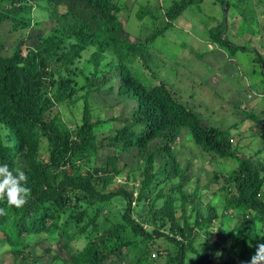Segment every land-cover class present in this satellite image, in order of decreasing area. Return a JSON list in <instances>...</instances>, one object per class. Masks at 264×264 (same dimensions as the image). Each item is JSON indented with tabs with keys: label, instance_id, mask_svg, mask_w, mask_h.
Segmentation results:
<instances>
[{
	"label": "trees",
	"instance_id": "16d2710c",
	"mask_svg": "<svg viewBox=\"0 0 264 264\" xmlns=\"http://www.w3.org/2000/svg\"><path fill=\"white\" fill-rule=\"evenodd\" d=\"M202 1L175 0L166 9V23L145 40L133 42L123 35L124 6L118 0H0V23L10 20L14 30L32 25L34 5H52L55 17L54 26L26 56L22 41L12 55L0 52V162L23 171L30 188L20 207L0 198V247H12L15 264L38 263L40 256L28 251L24 239L39 233L57 234L66 247L83 239L69 261L58 263L56 258L50 264H104L116 254L127 257L122 255L127 250L136 256L135 264H153V251L164 258L159 264H235L219 257L220 240L196 246L199 229L232 215L252 226L259 222L264 230V161L242 154L229 127L204 125L168 82H156L145 71L152 70L150 44ZM220 3L229 15L231 0ZM214 29L213 40L234 53L240 48L222 36L225 22ZM92 47L89 61L94 68L86 74L79 62ZM49 62L57 64L47 68ZM261 62L264 74L263 58ZM79 73L85 78V93L78 97L83 100L81 118L76 127H69L60 115L49 117V110L54 104L72 103ZM117 80V93L134 102L133 110L124 117L94 120L91 94L109 83L114 88ZM244 111L245 118L264 126V117ZM108 121L119 124L113 134L99 138L96 126ZM182 128L190 130L204 152L238 161L232 170H217L211 178L224 180L221 212L212 202L203 203L198 186L186 190L192 168L180 162L174 149ZM41 136L48 141L46 154L39 150ZM103 148L114 152L94 165ZM133 149L142 161L140 176L128 170L118 154ZM188 205L195 212L194 223ZM158 238L169 240L173 248L154 245Z\"/></svg>",
	"mask_w": 264,
	"mask_h": 264
},
{
	"label": "rangeland",
	"instance_id": "374dc122",
	"mask_svg": "<svg viewBox=\"0 0 264 264\" xmlns=\"http://www.w3.org/2000/svg\"><path fill=\"white\" fill-rule=\"evenodd\" d=\"M118 1L124 6L120 11V18L124 22L123 35L134 42L145 40L166 23V9L175 0ZM231 2L233 6L229 9V15H226L220 0H203L200 4L188 8L173 22L174 25L165 35L150 44L147 54L150 56L152 70L145 67V71L151 76L154 75L156 82H168L178 97L197 111L204 125L229 127L234 146L239 148L242 154L254 159L260 157L264 161V126L245 118L244 115L245 109L246 112L259 114L261 119L264 117V113H261L264 109V74L261 71V61L264 59V0ZM51 11L52 5L46 9L34 5L32 25L19 30H14L10 20L0 23V52L4 56H10L22 41L23 55L26 56L29 49L38 44L40 35L46 34L54 26L55 17ZM223 22L225 29L222 36L240 47L235 53L227 45L211 38L212 29L218 28ZM92 52L93 47L84 52L79 62L86 74H91L94 68L89 61ZM48 64L47 68H52L57 63ZM84 82V74L79 73L75 84L78 89V94H75L77 96H73L72 103L54 104L49 110V117L58 114L69 127H76L81 118L83 100L78 101V97L85 93L82 89ZM111 84L113 83L104 86L102 91L91 94L94 120L98 117H124L133 110L134 102L117 93L118 80L114 82V88ZM118 124L108 121L97 125L99 138L113 134ZM41 144L40 152L48 153V141L44 136H41ZM174 149L180 162L190 163L192 168V182L186 190L190 191L198 186L203 203L212 202L221 212L225 196V191L221 189L224 180L212 181L211 178L217 170H232L238 161L204 152L195 143L188 128H182ZM25 152L20 154L21 160L26 158ZM111 152L113 153L114 149H101L93 162L94 165L103 164ZM118 154L122 163L126 162L128 170H134L136 175L140 176L138 171L142 161L136 150L133 149L128 154ZM262 163L264 165V162ZM123 180L120 178L119 182L126 185ZM187 210L190 222L194 223L195 212L190 205ZM181 212L179 208L178 214ZM262 235L264 230L261 223L257 222L252 226L231 215L217 218L211 226L200 228L195 244L201 247L204 240H220V258L233 260L235 264H245L251 261L259 245L264 243ZM24 241L31 254L40 256L37 264H50L56 258L58 263L69 261L71 255L84 244L83 239H80L72 241L70 246L66 247L64 239L60 236L47 233L27 236ZM153 244L162 247V250L173 248L167 239L158 238ZM11 250L12 247L7 243L0 247V264H15L17 257ZM153 252L155 253L149 258L153 264L164 260L157 257V251ZM122 255L127 257L121 258L116 254L104 264H135L136 256L131 251L127 250ZM19 263L22 261L19 260Z\"/></svg>",
	"mask_w": 264,
	"mask_h": 264
},
{
	"label": "clouds",
	"instance_id": "9594fccd",
	"mask_svg": "<svg viewBox=\"0 0 264 264\" xmlns=\"http://www.w3.org/2000/svg\"><path fill=\"white\" fill-rule=\"evenodd\" d=\"M27 181L28 177L23 171L12 169L7 163L0 162V198L6 199L8 205L20 207L26 203L30 192ZM245 264H264V243L259 245L251 261Z\"/></svg>",
	"mask_w": 264,
	"mask_h": 264
},
{
	"label": "built area",
	"instance_id": "2783aa9c",
	"mask_svg": "<svg viewBox=\"0 0 264 264\" xmlns=\"http://www.w3.org/2000/svg\"><path fill=\"white\" fill-rule=\"evenodd\" d=\"M155 255V254H154Z\"/></svg>",
	"mask_w": 264,
	"mask_h": 264
}]
</instances>
